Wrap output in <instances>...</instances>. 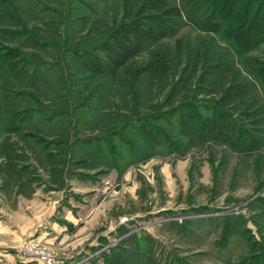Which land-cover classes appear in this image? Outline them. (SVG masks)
I'll use <instances>...</instances> for the list:
<instances>
[{"label": "rangeland", "instance_id": "374dc122", "mask_svg": "<svg viewBox=\"0 0 264 264\" xmlns=\"http://www.w3.org/2000/svg\"><path fill=\"white\" fill-rule=\"evenodd\" d=\"M141 1L0 0V223L54 218L72 243L22 241L53 264H264V0H173L179 27L136 59L165 77L93 74Z\"/></svg>", "mask_w": 264, "mask_h": 264}, {"label": "trees", "instance_id": "16d2710c", "mask_svg": "<svg viewBox=\"0 0 264 264\" xmlns=\"http://www.w3.org/2000/svg\"><path fill=\"white\" fill-rule=\"evenodd\" d=\"M225 2L228 5L222 7H226L223 16L231 10L228 6L233 0ZM242 16L246 19L245 15ZM184 17L180 6L173 0H142L136 9L128 11V15L109 29L108 39L101 46L102 57L91 56L85 61L86 68L95 75L109 77L123 71L133 81L145 76L150 79L165 77L168 66L161 53L152 52L143 62L136 59L162 38L172 36ZM186 17L191 19L192 12ZM222 69L223 65L218 63L211 71L218 76ZM179 82L183 83L182 80ZM247 92L248 85L244 81L230 83L220 92L218 102L228 105L242 99Z\"/></svg>", "mask_w": 264, "mask_h": 264}, {"label": "crops", "instance_id": "0c3cea01", "mask_svg": "<svg viewBox=\"0 0 264 264\" xmlns=\"http://www.w3.org/2000/svg\"><path fill=\"white\" fill-rule=\"evenodd\" d=\"M35 224L34 222L32 227L24 225L13 229L0 223V247H4L3 257L7 264H40L37 261L24 259L17 255V250L22 241L30 236H35L44 244L53 246L56 249L65 248L66 245L72 243V240L67 242V235H64L61 230L62 227L54 218Z\"/></svg>", "mask_w": 264, "mask_h": 264}, {"label": "built area", "instance_id": "2783aa9c", "mask_svg": "<svg viewBox=\"0 0 264 264\" xmlns=\"http://www.w3.org/2000/svg\"><path fill=\"white\" fill-rule=\"evenodd\" d=\"M17 255L40 264H53L54 256L49 248L36 239H28L17 250ZM0 264H4L0 259Z\"/></svg>", "mask_w": 264, "mask_h": 264}]
</instances>
